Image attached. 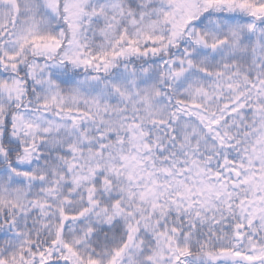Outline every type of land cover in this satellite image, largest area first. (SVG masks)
Here are the masks:
<instances>
[{
	"label": "snow or ice",
	"instance_id": "6c2138e0",
	"mask_svg": "<svg viewBox=\"0 0 264 264\" xmlns=\"http://www.w3.org/2000/svg\"><path fill=\"white\" fill-rule=\"evenodd\" d=\"M0 264H264V0H0Z\"/></svg>",
	"mask_w": 264,
	"mask_h": 264
}]
</instances>
